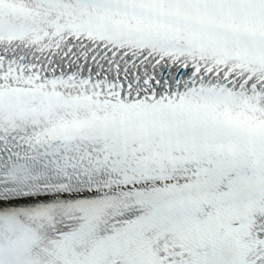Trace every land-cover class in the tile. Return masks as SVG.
Wrapping results in <instances>:
<instances>
[{"label": "snow or ice", "instance_id": "obj_1", "mask_svg": "<svg viewBox=\"0 0 264 264\" xmlns=\"http://www.w3.org/2000/svg\"><path fill=\"white\" fill-rule=\"evenodd\" d=\"M0 264H264V0H0Z\"/></svg>", "mask_w": 264, "mask_h": 264}]
</instances>
